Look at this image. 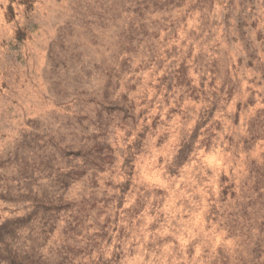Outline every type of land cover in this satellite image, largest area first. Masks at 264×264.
<instances>
[{
    "label": "rangeland",
    "instance_id": "374dc122",
    "mask_svg": "<svg viewBox=\"0 0 264 264\" xmlns=\"http://www.w3.org/2000/svg\"><path fill=\"white\" fill-rule=\"evenodd\" d=\"M0 264H264V0H0Z\"/></svg>",
    "mask_w": 264,
    "mask_h": 264
}]
</instances>
